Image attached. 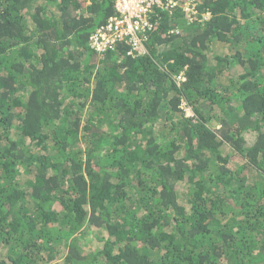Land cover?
Listing matches in <instances>:
<instances>
[{
	"label": "trees",
	"instance_id": "trees-1",
	"mask_svg": "<svg viewBox=\"0 0 264 264\" xmlns=\"http://www.w3.org/2000/svg\"><path fill=\"white\" fill-rule=\"evenodd\" d=\"M174 1L0 0V264H264V0Z\"/></svg>",
	"mask_w": 264,
	"mask_h": 264
},
{
	"label": "built area",
	"instance_id": "built-area-1",
	"mask_svg": "<svg viewBox=\"0 0 264 264\" xmlns=\"http://www.w3.org/2000/svg\"><path fill=\"white\" fill-rule=\"evenodd\" d=\"M169 5L176 6V2L170 0ZM155 6H163V0H116L117 14L91 36V47L104 53L113 50L119 42H127L133 51H140L142 42L138 33L149 27L150 14ZM192 6L195 4L188 1L184 9L192 11ZM178 80L184 81V78L180 76Z\"/></svg>",
	"mask_w": 264,
	"mask_h": 264
},
{
	"label": "rangeland",
	"instance_id": "rangeland-1",
	"mask_svg": "<svg viewBox=\"0 0 264 264\" xmlns=\"http://www.w3.org/2000/svg\"><path fill=\"white\" fill-rule=\"evenodd\" d=\"M190 9L194 10V6L190 7ZM207 19H209V15L207 16ZM225 49H226V46L219 45V47L212 54H219L220 55ZM223 83L226 84V81H224ZM181 107L185 108L184 111H185L187 117H194L195 116L193 109L190 106H187V104H182ZM94 231H95V233L91 236L92 240L86 239V240H88V243L92 244L93 242H96V240L98 239V232L96 231V229H94ZM100 235H102V233ZM87 238H89V236H87Z\"/></svg>",
	"mask_w": 264,
	"mask_h": 264
},
{
	"label": "clouds",
	"instance_id": "clouds-1",
	"mask_svg": "<svg viewBox=\"0 0 264 264\" xmlns=\"http://www.w3.org/2000/svg\"><path fill=\"white\" fill-rule=\"evenodd\" d=\"M117 14V13H116ZM184 104V103H183ZM183 109H185L184 107H182Z\"/></svg>",
	"mask_w": 264,
	"mask_h": 264
}]
</instances>
